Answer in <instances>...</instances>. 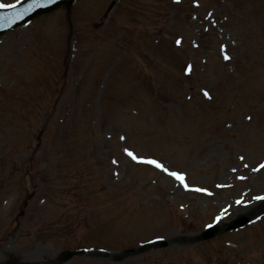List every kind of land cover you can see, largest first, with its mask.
<instances>
[{
    "label": "rangeland",
    "instance_id": "obj_1",
    "mask_svg": "<svg viewBox=\"0 0 264 264\" xmlns=\"http://www.w3.org/2000/svg\"><path fill=\"white\" fill-rule=\"evenodd\" d=\"M261 164L264 0H75L0 34V264H264Z\"/></svg>",
    "mask_w": 264,
    "mask_h": 264
},
{
    "label": "snow or ice",
    "instance_id": "obj_2",
    "mask_svg": "<svg viewBox=\"0 0 264 264\" xmlns=\"http://www.w3.org/2000/svg\"><path fill=\"white\" fill-rule=\"evenodd\" d=\"M56 2V0H14V2L11 3H5L3 2V0H0V10H8V9H17L18 6H21V11L18 15L23 16L24 14L28 13V12H33L37 9H42L47 7L49 4H54ZM179 2V0H177V3ZM26 4V6H24ZM7 17H2L0 16V20H7ZM177 44L180 43L179 40L176 41ZM221 51H223V48H221ZM226 60L229 59V57L227 55H225L224 57ZM186 73H190L191 72V65H189L186 69H185ZM204 96L205 97H209V93L207 91L204 92ZM250 119V117H249ZM123 139V137H122ZM126 154L131 157L133 160H136L137 162L140 163H147L150 165H153L157 168H160L161 170L167 172L169 175H171L172 177H174L177 181L184 183V177L181 174H178L176 172H169V170L167 168H165L162 164H160L159 162H157L156 160H152V159H144V158H140L135 156L131 151H129L128 149H125ZM261 168H264V164L260 165ZM185 187H187V185L185 184ZM256 199H264V197H256ZM237 204H241L243 203V201L238 200L236 201ZM225 213L227 212V209L223 210ZM222 217L218 216L216 217L217 221H219ZM209 227H211V225H208Z\"/></svg>",
    "mask_w": 264,
    "mask_h": 264
},
{
    "label": "water",
    "instance_id": "obj_3",
    "mask_svg": "<svg viewBox=\"0 0 264 264\" xmlns=\"http://www.w3.org/2000/svg\"><path fill=\"white\" fill-rule=\"evenodd\" d=\"M72 1L73 0H56V2L54 4H49L45 8L37 9L33 12H28V13L24 14L23 16L18 15L21 11V6L18 7V10H16V9L13 10V11H15V13H13L12 15L10 13H12L13 11H9V10L3 11V12L0 11V16L8 18L7 20H0V32L6 30L7 28H9L13 25L19 24L22 21H24L30 17H33L42 11L52 9L58 5H61V4L65 5V6H69ZM24 6H26V4ZM245 221H246V219H244V218L237 219V220L233 221V223L230 225V227L233 228V227L241 226L245 223ZM213 232H214L213 229H210L204 234V236L210 237L213 235Z\"/></svg>",
    "mask_w": 264,
    "mask_h": 264
},
{
    "label": "bare ground",
    "instance_id": "obj_4",
    "mask_svg": "<svg viewBox=\"0 0 264 264\" xmlns=\"http://www.w3.org/2000/svg\"><path fill=\"white\" fill-rule=\"evenodd\" d=\"M255 206H251V207H248V208H245V212H248V211H252L254 209Z\"/></svg>",
    "mask_w": 264,
    "mask_h": 264
}]
</instances>
